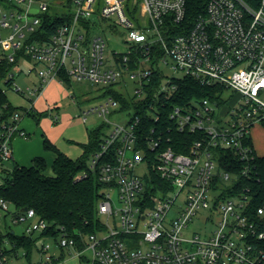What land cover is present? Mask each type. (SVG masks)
Here are the masks:
<instances>
[{
	"label": "built area",
	"instance_id": "built-area-1",
	"mask_svg": "<svg viewBox=\"0 0 264 264\" xmlns=\"http://www.w3.org/2000/svg\"><path fill=\"white\" fill-rule=\"evenodd\" d=\"M187 3L68 0L64 11H57L64 22L54 28L46 19L54 15L47 0L0 1V94L14 92L32 103L30 109L18 107L7 116L14 105H0V176L13 161V141L30 138L22 123L38 112L37 100L50 83L60 78L63 84L61 76L67 75L105 88L106 101L83 113L84 123L97 115L109 129L90 162L99 178V222L94 233L79 238L52 235L53 245L37 246L38 264L60 262L65 250H74L89 264H264V207L253 213L250 198L234 193L258 154L252 129L264 125V0H209L205 13L194 19ZM93 17L104 28L125 31L127 51L115 55L114 66L105 58V30L90 34L98 27ZM23 64L33 68L25 72ZM165 67L182 76L166 77ZM33 71L37 84L25 89L17 85L18 77ZM127 75L138 82L133 97L125 88L115 89L125 85ZM185 77L216 88L217 98L169 107L176 82ZM110 90L134 99L136 106L123 109ZM123 112L131 115L125 124L108 119ZM174 128L202 138L187 154L179 153L167 146ZM222 151L233 152L242 167L236 172L221 168ZM139 167L145 172L138 173ZM178 201V216L168 221ZM7 204L0 200L6 214ZM203 212L219 216L212 233L187 239L185 230ZM101 217L112 221L111 226ZM13 219L15 224L30 222L27 235L49 228L34 210ZM3 251L0 264H18L26 257L25 252Z\"/></svg>",
	"mask_w": 264,
	"mask_h": 264
},
{
	"label": "trees",
	"instance_id": "trees-1",
	"mask_svg": "<svg viewBox=\"0 0 264 264\" xmlns=\"http://www.w3.org/2000/svg\"><path fill=\"white\" fill-rule=\"evenodd\" d=\"M208 1L188 0L189 17L194 19L203 15ZM46 19H50L51 27L54 28L64 22V19L59 18L57 11H54L52 17L47 16ZM61 78H63V83H71L67 75H62ZM176 83L178 90L170 99L169 107L185 106L191 100H215L217 98L215 96L216 88L202 86L192 78L185 77ZM109 93L122 102L123 109L129 110L135 105L132 98H127L113 90H110ZM6 104H9L8 97L0 94V105ZM20 110L21 108L10 105L5 114L7 116ZM43 115L45 114L31 112L29 117L37 120ZM164 121L167 126L173 128V123L169 122L167 117ZM103 127L105 126L103 125ZM103 136L102 128L90 132L89 145L85 147L84 155L78 160L67 156L49 140H44L45 151L55 155L52 175L47 174L48 164L42 157H35L31 166L14 163L11 169H3L1 175L5 176H3L0 185V200H4L14 207V211H9L4 218L9 215H12L13 218L23 215V209L34 210L38 218L49 225L46 232L39 234L40 238H51L52 235L55 236L60 232L76 238L94 233L96 224L99 222L97 205L100 197V185L98 176L91 172L90 162L92 157L100 151L101 145L104 143ZM170 137L171 141L167 146L184 154L188 153L191 144L202 138L201 136L200 138L190 137L186 133L181 134L175 128L171 131ZM220 154V166L226 171L236 172L244 164L233 152L222 151ZM255 156L250 162V170L239 178L234 188V193L250 198L249 208L253 213L264 207V156L258 154ZM36 235L24 233L18 236L12 230L4 235L0 230V249L4 247L3 252L6 255L24 251L25 259L31 262L30 259L34 250H37V242L40 239ZM6 243L9 244V247L4 246Z\"/></svg>",
	"mask_w": 264,
	"mask_h": 264
},
{
	"label": "rangeland",
	"instance_id": "rangeland-1",
	"mask_svg": "<svg viewBox=\"0 0 264 264\" xmlns=\"http://www.w3.org/2000/svg\"><path fill=\"white\" fill-rule=\"evenodd\" d=\"M51 5L52 11H61L65 10L64 5L68 3V0H47ZM94 22L98 27L93 28L90 31L92 36L98 35L102 30H105L104 38L106 39V50H105V58L107 64L109 66L115 65V55L123 54L127 51V47L125 44V31L123 28H119L116 30H109L107 27L104 28V22L99 21L96 17L90 19ZM7 35V34H6ZM23 69L27 72L30 68H33L30 64H23ZM42 67L39 66L37 68V72ZM17 70V68H14ZM166 77L170 78L172 76L181 77L182 75L179 73H174L170 68H163ZM36 71L26 77L22 75L17 78V85L22 88H26L28 86H33L34 82L37 80ZM124 82L121 86H115V89H124L128 93L129 96L133 97L135 90L138 88L137 81H133L129 79V76L124 77ZM61 79L53 82L48 86L46 95L43 99L36 103L37 113L46 114L47 110H49L48 117H39L35 120L32 117H25L23 121V126L26 127L27 130L33 131L32 135L29 136L28 140L30 144V148L34 153L41 151L44 156L37 157H46V161L48 164L47 174L52 175V162L55 158L54 153L47 152L44 149L43 143L44 140H49L51 143L56 145L63 153L74 160H78L82 158L85 153V147L89 145V135L90 132L98 130L102 128V133L106 134L109 132V129L103 127L104 120L97 115L89 116L88 122H83V113L89 111L93 107L100 105L101 103L106 101V96H104L105 88L102 85L95 84L90 81H82L78 82L76 80H71V83H61ZM8 100L15 107H22L25 109H30L32 107V103L28 101L27 98H23L17 95L14 92L7 93ZM240 100V96H237ZM264 100V96L261 97ZM129 114L123 112L118 115H111L108 119L112 123H121L125 124L130 119ZM59 117L60 121L55 122V118ZM24 140L23 138H20ZM252 139L254 143V147L258 155L264 156V125L261 123L255 126L252 129ZM22 145V146H20ZM30 152L26 145L20 144L18 142L14 143V156L17 162H24L25 156H29ZM28 158V157H27ZM13 162L7 163L6 168L11 169L13 166ZM29 164V163H28ZM137 172L142 174L145 172L144 167L137 168ZM5 176V175H3ZM3 176H0V182L3 181ZM182 197V196H181ZM181 200V199H180ZM181 205V201H178L176 207H174L171 213L168 216V221L174 220L178 216V207ZM9 211H14V207L11 204H7ZM0 214L2 215V219L0 222V230L6 235L8 231H14L18 236H21L26 231L30 222L15 224L12 215H9L7 218H4L6 212L0 208ZM209 216L210 220H206ZM219 221V216L217 214H209V212H203L197 218L190 223L189 227L185 230V237L190 239L193 237L194 233H200L203 235L209 236L215 224ZM101 222L104 224H108L111 226L112 221H109L107 217H101ZM36 237L40 238V235L37 234ZM44 242L49 244H54L55 239H40L37 244L40 247ZM54 251V250H53ZM21 255L24 254V251L20 252ZM63 260L56 264H89L83 258L79 257L74 250H65ZM42 260L40 254L37 250H34L32 257L30 259L31 263L38 264ZM18 264H27V259L22 258L17 261Z\"/></svg>",
	"mask_w": 264,
	"mask_h": 264
},
{
	"label": "crops",
	"instance_id": "crops-1",
	"mask_svg": "<svg viewBox=\"0 0 264 264\" xmlns=\"http://www.w3.org/2000/svg\"><path fill=\"white\" fill-rule=\"evenodd\" d=\"M37 82H38V79L33 83V84H37ZM53 82H55V81H53ZM52 82V83H53ZM52 83H50L49 85H51ZM48 85V86H49ZM48 86H47V88H48ZM47 88H46V90L44 91V93L42 94V96L37 100V102L38 101H40L41 99H43L44 97H45V95H46V92H47ZM52 107H50L49 108V110L51 109ZM49 110H47V111H45V112H47L46 114L47 115H49L48 113H49ZM38 111V110H37ZM48 117V116H47ZM22 128L28 133V135L29 136H31L32 134L31 133H34L33 131H29V130H27L26 129V127L25 126H23V123H22ZM29 141H31V140H22V139H20V138H16L14 141H13V143H12V148H13V163H16V164H19V162H17L16 160H15V156H14V143L15 142H18V143H20V144H24V145H26V147L28 148V150H29V152H30V155L29 156H25L26 158H24V162L22 163V162H20V164L19 165H21V166H31V164H32V161H33V159L35 158V157H37V156H44V154H42L41 153V151H38V152H36V153H34L33 151H32V149L29 147L30 146V144H29ZM20 146H22V145H20ZM28 157V158H27ZM45 159H46V157H45ZM55 159V158H54ZM54 161V160H53ZM29 163V164H28ZM52 164H53V162H52Z\"/></svg>",
	"mask_w": 264,
	"mask_h": 264
},
{
	"label": "water",
	"instance_id": "water-1",
	"mask_svg": "<svg viewBox=\"0 0 264 264\" xmlns=\"http://www.w3.org/2000/svg\"><path fill=\"white\" fill-rule=\"evenodd\" d=\"M33 13H37V11H36V10H33ZM47 116H48L47 114L44 115V117H47ZM27 211H28L27 209H23V210H22L23 213H25V212H27Z\"/></svg>",
	"mask_w": 264,
	"mask_h": 264
}]
</instances>
